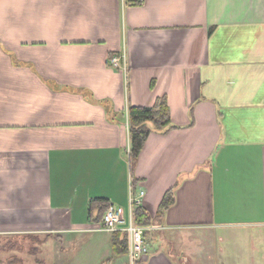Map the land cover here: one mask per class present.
Returning <instances> with one entry per match:
<instances>
[{
    "label": "crops",
    "instance_id": "obj_1",
    "mask_svg": "<svg viewBox=\"0 0 264 264\" xmlns=\"http://www.w3.org/2000/svg\"><path fill=\"white\" fill-rule=\"evenodd\" d=\"M163 95L177 128L132 172L129 108ZM131 190L155 220L143 264H204L264 232V0H0V236L130 264L91 209L128 210Z\"/></svg>",
    "mask_w": 264,
    "mask_h": 264
},
{
    "label": "rangeland",
    "instance_id": "obj_2",
    "mask_svg": "<svg viewBox=\"0 0 264 264\" xmlns=\"http://www.w3.org/2000/svg\"><path fill=\"white\" fill-rule=\"evenodd\" d=\"M248 229L244 234L236 235L239 231L235 230L234 235H230L233 237L229 240L231 247L225 246L227 255L224 258H219L218 261L215 257H212V260L206 258L204 264H264L261 261L264 255V232H257L255 228ZM260 231H264V228ZM256 234L261 236L259 240L255 238ZM183 262L192 264V260L188 258ZM0 264H70V238L63 242L50 241L41 246L39 241L36 242L33 238L0 236Z\"/></svg>",
    "mask_w": 264,
    "mask_h": 264
},
{
    "label": "trees",
    "instance_id": "obj_3",
    "mask_svg": "<svg viewBox=\"0 0 264 264\" xmlns=\"http://www.w3.org/2000/svg\"><path fill=\"white\" fill-rule=\"evenodd\" d=\"M106 107V103H104ZM129 138L131 142L130 152V168L133 172L138 158L142 153L145 144L152 133L167 134L176 129V126H171V113L168 106V97L163 95L156 101V104L151 108L142 106H131L129 108ZM174 190H170L165 194V197L160 205L159 215L163 216L166 211L175 203ZM105 201L93 203L91 212L99 208L101 213L100 224L103 222L104 216L108 210ZM134 221L141 227H152L155 220L150 217L148 212L143 207H138L134 212ZM112 249L116 256H127L129 254L128 236L123 232H114L112 236ZM138 264H143L140 261Z\"/></svg>",
    "mask_w": 264,
    "mask_h": 264
},
{
    "label": "built area",
    "instance_id": "obj_4",
    "mask_svg": "<svg viewBox=\"0 0 264 264\" xmlns=\"http://www.w3.org/2000/svg\"><path fill=\"white\" fill-rule=\"evenodd\" d=\"M136 2L143 3V0H136ZM109 65L114 69L122 70L125 75L129 71L125 54L111 57ZM144 197V191L135 193L131 190L128 210L124 207L110 204L101 223L103 231L109 233L123 232L127 234L129 244L128 256L131 264H138L140 261H144L149 253V247L146 242L148 228L141 227L134 221V212L138 207L142 206Z\"/></svg>",
    "mask_w": 264,
    "mask_h": 264
}]
</instances>
